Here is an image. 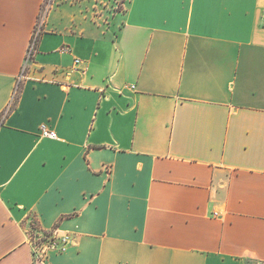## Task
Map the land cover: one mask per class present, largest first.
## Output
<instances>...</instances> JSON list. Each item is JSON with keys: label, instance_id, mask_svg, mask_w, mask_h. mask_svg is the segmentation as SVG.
<instances>
[{"label": "crops", "instance_id": "0c3cea01", "mask_svg": "<svg viewBox=\"0 0 264 264\" xmlns=\"http://www.w3.org/2000/svg\"><path fill=\"white\" fill-rule=\"evenodd\" d=\"M46 1L0 0V264H264V0H56L20 79Z\"/></svg>", "mask_w": 264, "mask_h": 264}, {"label": "built area", "instance_id": "2783aa9c", "mask_svg": "<svg viewBox=\"0 0 264 264\" xmlns=\"http://www.w3.org/2000/svg\"><path fill=\"white\" fill-rule=\"evenodd\" d=\"M37 29L38 27L35 29L33 39L28 49L27 60L23 67V71L21 73L20 79L23 77L24 72L28 66L27 64L32 59L35 53L37 42H38L39 35H40V30H41L40 28L38 30ZM63 50L68 51L69 47L65 46ZM78 62H80V59H76V63ZM41 133L43 136L57 138V133L53 130H50L47 125L41 126ZM74 239H75L74 234H70V233L59 234V233L54 232V233L46 234L44 236H40L34 240L35 257L44 258L50 250L64 251L67 249L69 245H71L74 242Z\"/></svg>", "mask_w": 264, "mask_h": 264}, {"label": "rangeland", "instance_id": "374dc122", "mask_svg": "<svg viewBox=\"0 0 264 264\" xmlns=\"http://www.w3.org/2000/svg\"><path fill=\"white\" fill-rule=\"evenodd\" d=\"M67 2H71L72 0H65ZM55 2L56 0H47L46 3H45V6H44V9L42 11V15H41V19L39 21V25L37 26L38 29L40 28V33L42 31V29H45V24H46V21L45 23L43 22V20L46 19L50 9L55 5ZM107 4H110L108 6V10H107V13H111L112 11H118L120 10L121 8H123V2L124 0H112L111 3L109 2V0H106ZM37 29V30H38Z\"/></svg>", "mask_w": 264, "mask_h": 264}]
</instances>
